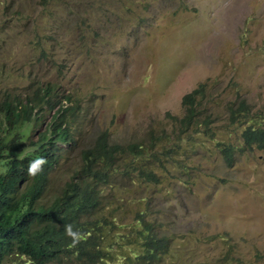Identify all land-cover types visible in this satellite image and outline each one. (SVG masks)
I'll use <instances>...</instances> for the list:
<instances>
[{
    "label": "rangeland",
    "instance_id": "374dc122",
    "mask_svg": "<svg viewBox=\"0 0 264 264\" xmlns=\"http://www.w3.org/2000/svg\"><path fill=\"white\" fill-rule=\"evenodd\" d=\"M201 83L200 120L212 117L217 134L178 136L182 100ZM32 84L52 85L79 117L47 201L102 133L122 145L156 135L157 151L181 149L157 162L161 183L136 169L120 181L123 220L143 207L137 199L155 204L166 264H264V150L244 146L248 124H231L229 113L242 101L264 113V0H0V109ZM45 114L38 132L54 111ZM219 142L234 145L232 166Z\"/></svg>",
    "mask_w": 264,
    "mask_h": 264
},
{
    "label": "clouds",
    "instance_id": "9594fccd",
    "mask_svg": "<svg viewBox=\"0 0 264 264\" xmlns=\"http://www.w3.org/2000/svg\"><path fill=\"white\" fill-rule=\"evenodd\" d=\"M57 97L52 85L32 84L22 99L16 97L0 109V221L3 225L0 238L9 244L2 246L0 264H52L54 247L42 236L65 228V235L71 238L72 246H76L83 239V234L75 230L79 224L87 221L104 224L109 219H124L122 211L128 200L120 181L127 176L120 170L110 173L101 164L92 171L97 175L90 182L96 190V205L91 211L69 213L63 200L70 186L83 181L86 173L82 172L83 152L94 149L98 137L91 146L81 150V165L74 168L58 193L47 201L53 173L64 168L61 163L69 159L60 146L72 149L77 145L73 127L79 117L69 115L68 97L62 100ZM65 101L67 106L61 105ZM48 111H54L53 119L48 128L38 132L35 127L43 122ZM62 113L71 123L70 129L59 122ZM8 223L12 226H4ZM124 232V229H115V233ZM92 234L100 236L98 229Z\"/></svg>",
    "mask_w": 264,
    "mask_h": 264
},
{
    "label": "trees",
    "instance_id": "16d2710c",
    "mask_svg": "<svg viewBox=\"0 0 264 264\" xmlns=\"http://www.w3.org/2000/svg\"><path fill=\"white\" fill-rule=\"evenodd\" d=\"M206 88V84H200L195 90L184 96L183 106L186 114L179 120L181 128L178 131V136L184 137L188 131L195 130L196 127H199V133H204L206 138L213 139L217 134L212 117L206 115L202 121L200 120ZM229 113L231 124L242 126V128L248 124L242 131L244 146L251 150L254 148L264 150V113L261 111L252 113L249 105L244 101L240 103L239 107L231 108ZM59 122L66 124L70 129L71 123L66 120L63 113L59 117ZM200 125H203L201 126L204 129L203 132L200 131ZM157 137L152 135L151 140L146 143L113 145L110 143L107 133L98 136L93 146L94 149L88 148L83 152L82 172H86L83 175V181L70 186L63 195L69 213L89 212L96 205V190L90 182L97 175L92 171L99 164L110 173H116L118 170L125 172L132 181L137 176H132L131 170L136 169L143 180L156 184L161 183L160 175L157 176L154 171L157 162L161 161L162 157L175 154L177 150L181 149V146L178 144H176V148L162 146L161 150L157 151L156 147L160 144ZM218 147L224 156L225 163L232 166L235 159L234 145L219 142ZM133 159L138 162L133 164ZM142 163L144 166L136 167ZM136 202H142L144 205L136 212L132 222L128 225H125L119 217L109 219L104 224L90 221L79 224L75 230L83 234V239L76 246H72L71 238L65 235V228H57V231H50L42 236L47 244L54 247V253L50 260L52 264L53 262L54 264H166V258L171 253L170 239L159 232L151 217L154 213L151 212V208L156 206L145 198L137 199ZM2 226L0 221V227ZM4 226H12V223ZM117 227L124 229L125 232L115 233ZM97 229L100 233L98 238L92 234ZM3 245L8 246L9 244L4 243L0 238V254H2ZM218 264L227 263L218 261Z\"/></svg>",
    "mask_w": 264,
    "mask_h": 264
}]
</instances>
